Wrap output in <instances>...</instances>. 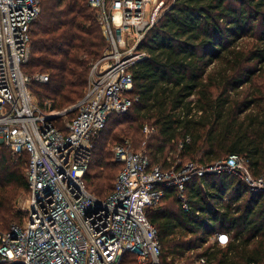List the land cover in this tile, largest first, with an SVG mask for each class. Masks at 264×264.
Listing matches in <instances>:
<instances>
[{
	"label": "trees",
	"instance_id": "trees-1",
	"mask_svg": "<svg viewBox=\"0 0 264 264\" xmlns=\"http://www.w3.org/2000/svg\"><path fill=\"white\" fill-rule=\"evenodd\" d=\"M107 48L99 12L88 0H42L22 68L31 78L49 77L30 85L39 106L61 112L81 101L91 66ZM141 48L147 59L133 71L131 110L113 116L92 139L88 191L101 200L114 193L123 164L112 149L126 140L165 171L237 155L264 179V0H171ZM68 116L72 121L76 114L56 123L62 131ZM146 127L154 133L147 136ZM28 163V155L0 147L1 232L24 223L14 211L29 192ZM185 198L189 211L178 190L167 189L147 212L162 264H194L201 257L206 264H264V195L225 174L192 180ZM219 233L230 236L225 247L211 241ZM132 257L126 259L136 264Z\"/></svg>",
	"mask_w": 264,
	"mask_h": 264
},
{
	"label": "built area",
	"instance_id": "built-area-1",
	"mask_svg": "<svg viewBox=\"0 0 264 264\" xmlns=\"http://www.w3.org/2000/svg\"><path fill=\"white\" fill-rule=\"evenodd\" d=\"M156 1L88 0L99 12L108 48L91 66L83 99L60 112L51 104L41 108L30 92L32 82L48 83L49 77L31 78L22 70L42 0H0V144L28 155L30 193L24 223L0 231V264H130L126 256L136 264H162L158 232L147 212L159 206L167 189L178 190L185 211L190 210L185 186L194 179L236 175L264 195V179L252 175L243 157L165 171L152 166L145 150H133L129 140L113 150L123 164L114 193L101 200L88 191L92 139L133 106V71L147 59L142 44L165 6ZM73 112L75 119L59 129L57 121ZM144 132L149 136L154 129ZM229 238L219 233L211 241L225 247ZM206 263L201 257L194 264Z\"/></svg>",
	"mask_w": 264,
	"mask_h": 264
},
{
	"label": "rangeland",
	"instance_id": "rangeland-1",
	"mask_svg": "<svg viewBox=\"0 0 264 264\" xmlns=\"http://www.w3.org/2000/svg\"><path fill=\"white\" fill-rule=\"evenodd\" d=\"M157 2H164V5L166 4H169L171 2V0H157ZM165 8V6L163 7V9ZM31 49V47H30ZM67 121H70L71 118L68 116L66 118ZM148 139V137L146 138ZM143 145V144H142ZM0 147L2 148H6L4 145L0 144ZM8 149V148H6ZM9 150V149H8ZM133 150L136 151V149L133 147ZM113 151V149H112ZM187 164V163H186ZM184 164V165H186ZM183 165V166H184ZM29 197H30V193L27 192V193H22L19 198L15 201V211L14 213L17 215V216H22L24 217V220H25V216L27 214V205H28V201H29ZM23 224V223H22ZM13 225H21L18 221H14L8 228H11Z\"/></svg>",
	"mask_w": 264,
	"mask_h": 264
}]
</instances>
